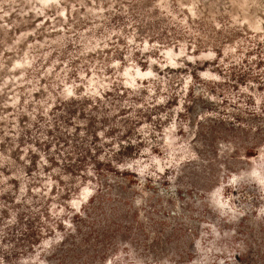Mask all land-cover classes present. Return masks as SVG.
<instances>
[{
	"label": "clouds",
	"instance_id": "1",
	"mask_svg": "<svg viewBox=\"0 0 264 264\" xmlns=\"http://www.w3.org/2000/svg\"><path fill=\"white\" fill-rule=\"evenodd\" d=\"M0 264H264V0H0Z\"/></svg>",
	"mask_w": 264,
	"mask_h": 264
}]
</instances>
